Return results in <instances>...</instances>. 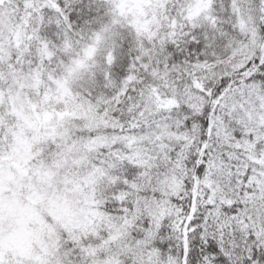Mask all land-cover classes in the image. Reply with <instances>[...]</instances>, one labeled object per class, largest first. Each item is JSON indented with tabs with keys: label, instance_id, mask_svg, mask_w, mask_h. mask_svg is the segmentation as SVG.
Here are the masks:
<instances>
[{
	"label": "snow or ice",
	"instance_id": "obj_1",
	"mask_svg": "<svg viewBox=\"0 0 264 264\" xmlns=\"http://www.w3.org/2000/svg\"><path fill=\"white\" fill-rule=\"evenodd\" d=\"M0 264H264V0H0Z\"/></svg>",
	"mask_w": 264,
	"mask_h": 264
}]
</instances>
